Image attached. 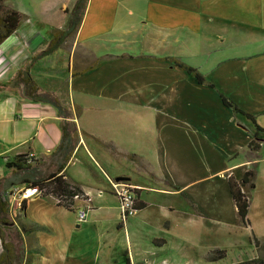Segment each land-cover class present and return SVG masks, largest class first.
Here are the masks:
<instances>
[{"label":"crops","instance_id":"crops-1","mask_svg":"<svg viewBox=\"0 0 264 264\" xmlns=\"http://www.w3.org/2000/svg\"><path fill=\"white\" fill-rule=\"evenodd\" d=\"M75 2L51 0L41 23L12 9L25 19L0 47L2 61L10 57L17 63L0 85L14 78L29 56L42 52L55 31L65 29L66 10ZM68 43L64 98L51 92L60 90L59 70L65 68L53 62L63 49L36 63L47 61L46 87L34 75L36 66L31 72L41 92L57 101L33 102L0 91V191L8 195L64 166L60 176L83 192L74 210H88L87 223L79 224L52 196L27 201L24 216L45 232L42 247L55 254L67 243V229L85 225L97 238L94 258L110 264H116L119 240L125 264H224L228 259L239 264L260 258L264 250L254 240L264 245V141L258 151L251 149L253 123L226 108L220 96L264 129V0H89ZM78 51L92 60L90 66H83ZM174 62L194 69L205 83ZM56 102L79 134L68 149L59 150L63 135ZM18 157L27 158L30 167L8 169ZM249 172L255 174V189L249 225L243 226L229 180L239 183ZM120 177L145 204L125 224L110 186ZM216 250L227 257L209 262Z\"/></svg>","mask_w":264,"mask_h":264},{"label":"trees","instance_id":"trees-1","mask_svg":"<svg viewBox=\"0 0 264 264\" xmlns=\"http://www.w3.org/2000/svg\"><path fill=\"white\" fill-rule=\"evenodd\" d=\"M6 0H0V47L7 41L14 33L20 28L22 22L25 17L20 13L12 10V9H4V2ZM89 0H76V2L72 5L70 10H66V14L69 15L67 25L64 30H57L53 33L52 39L47 44L46 48L40 52L38 55L34 56L30 62L25 63L17 72V74L12 78L9 82L0 85V91H14L19 93L22 98L33 101V102H45L47 98L55 99L53 94H43L40 90V87L32 78L31 72L36 63L39 61L51 56L56 51L62 49V47L70 40L73 39L76 33L78 32L81 23L83 21L85 11L87 8ZM177 67L182 69L189 75L194 76L199 84H204V79L197 74V72L184 66L179 62H174ZM95 64L88 68L87 71L94 68ZM78 74L73 73V77H77ZM213 88V86H210ZM223 105L232 110L236 115H240L251 121L254 125V140L251 142L250 147L253 151H258L260 149V143L264 141V129L257 126L255 117L246 114L243 112L236 104L232 101L224 97L220 96ZM57 101V99H55ZM55 107L59 110V115L62 119L61 121V130L63 135L62 144L59 147V150L68 149L71 146L75 145L77 140L79 139V134L76 129L75 124L69 121V115L67 110L62 104L56 102ZM81 114V109L75 108V115L79 116ZM85 139L93 140L104 148H108L113 150L111 145H107L102 143L95 138L87 134H82ZM65 145H67L65 147ZM129 159L139 162V160L134 156H129ZM30 163L25 157H18L15 159L13 163H8V169H14L15 171H23L30 167L28 165ZM64 166H61L55 174L50 175L48 178L38 181L32 182L31 185L33 187H38L40 190L45 191V196H52L57 199L58 206L62 207L68 211H74V202L75 198H82L83 192L75 187L67 183L62 176H60ZM255 174L253 172H249L245 174L241 182L237 183L234 179L229 180V188L237 208L238 215V223L243 226H248L249 222L247 220L248 211L250 207V198L251 192L255 189ZM23 210L26 208V202H24L21 206ZM145 208V204H139L137 201L135 203V211L142 210ZM10 203L8 201L6 192L0 191V220L7 230H10L12 227L11 217H10ZM19 239L23 242V238L19 231L16 232ZM0 238L3 246V253L0 255V264H26V249L23 247L18 248L14 245L7 243L5 232L0 230ZM24 243V242H23ZM254 245L257 249L264 250V245L254 240ZM227 257L225 251L216 250L210 253L208 256L209 262H218L224 260ZM239 264H264V259L258 258L251 261H246Z\"/></svg>","mask_w":264,"mask_h":264},{"label":"rangeland","instance_id":"rangeland-1","mask_svg":"<svg viewBox=\"0 0 264 264\" xmlns=\"http://www.w3.org/2000/svg\"><path fill=\"white\" fill-rule=\"evenodd\" d=\"M51 0H6L4 2V9H16L18 11H21L22 13H30L35 17V19L38 22H44L46 21L48 14H47V3ZM71 42V39L68 41ZM70 43L64 45L62 47V53L58 56L57 59H54V64L58 67L62 68L64 67V70H59L61 73V76H55L59 78V86L60 90H53L51 92L55 93L56 95L60 96V98H64L65 96V90L67 85V71H66V63L67 58L70 53ZM27 50V47H25ZM78 59H80L82 62H84V67L90 66L92 64V60H90L85 54L83 55L82 52L78 51L77 53ZM37 55V54H36ZM34 57V56H33ZM32 56H29L28 59L24 60L23 63L30 62L33 58ZM65 64V66L62 64ZM16 61L12 60L10 57L5 58L3 57V61L0 58V67L4 66V69L0 71V80H3L6 78V76H2L3 72H9L13 69V67L16 65ZM23 64V65H24ZM35 72L34 75L37 78L38 82L41 86L46 87L47 84H44V80H42V77L44 76V72L48 70L47 61L40 62L39 64L35 65ZM54 66V65H53ZM16 70V69H14ZM16 73L15 71L13 74ZM3 78V79H2ZM103 148V147H102ZM104 150H109L108 148H103ZM111 151V150H110ZM3 175V170L0 171V176ZM51 196L43 195L41 199L48 198ZM258 202V199L256 200V204ZM79 206V205H78ZM33 210L40 209L39 207H32ZM24 211L22 208H18L16 204H13L10 210V217L11 222L13 224L12 227H10V230H7V228L4 227V225L1 223L0 220V230H3L5 232V237L7 243H10L14 245L15 247H23L26 249V264H43L44 262H47L48 260H57V264H110L107 260L101 259V261L96 258H94L95 254V241H97L96 236L94 235V232L92 231H86L85 225L82 226V230H75L70 229L65 231V238L67 239V243L60 245L57 252H52L55 254H51L50 252H47L42 246L41 238L44 236V231L37 227L34 224H28L26 222ZM77 210L73 211L72 215L76 216ZM95 227L97 224H93ZM112 226L114 223L111 224ZM24 227V228H23ZM113 231H116V228L113 226ZM19 231L21 234V237L23 238V242L19 239L16 232ZM124 233V232H122ZM119 246L116 250L117 254L115 255V263L116 264H125L122 260V242L119 240L118 243ZM57 247V246H56ZM3 246L2 241L0 238V255L3 253ZM121 252V253H120ZM254 257V255H253ZM264 259V253L260 257ZM60 260V262H59ZM224 264H231L229 261L223 262Z\"/></svg>","mask_w":264,"mask_h":264},{"label":"built area","instance_id":"built-area-1","mask_svg":"<svg viewBox=\"0 0 264 264\" xmlns=\"http://www.w3.org/2000/svg\"><path fill=\"white\" fill-rule=\"evenodd\" d=\"M3 70V69H2ZM1 71V70H0ZM6 72H3L2 76ZM111 191L116 196L119 202V211L122 224H125L127 217L135 212V203L137 201L136 188L128 182L117 183L115 180L110 181ZM45 191L40 190L38 187L23 186L16 188L12 192L8 193L7 198L10 203V207L16 204L20 209L24 202L32 199L42 197ZM81 198L76 197V200ZM76 219L79 224H85L88 221V210L79 209L76 213Z\"/></svg>","mask_w":264,"mask_h":264},{"label":"water","instance_id":"water-1","mask_svg":"<svg viewBox=\"0 0 264 264\" xmlns=\"http://www.w3.org/2000/svg\"><path fill=\"white\" fill-rule=\"evenodd\" d=\"M127 181H129V180L127 178H123V177L117 178L115 180V182H117V183H123V182H127Z\"/></svg>","mask_w":264,"mask_h":264},{"label":"bare ground","instance_id":"bare-ground-1","mask_svg":"<svg viewBox=\"0 0 264 264\" xmlns=\"http://www.w3.org/2000/svg\"><path fill=\"white\" fill-rule=\"evenodd\" d=\"M4 66H5V65H4ZM4 66H1V67H0V70L4 69Z\"/></svg>","mask_w":264,"mask_h":264}]
</instances>
